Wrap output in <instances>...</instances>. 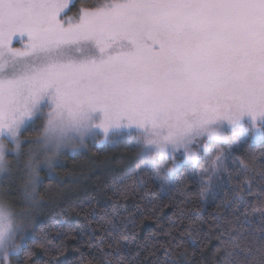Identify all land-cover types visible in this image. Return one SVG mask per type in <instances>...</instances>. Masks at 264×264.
Returning <instances> with one entry per match:
<instances>
[{
  "label": "snow or ice",
  "instance_id": "1",
  "mask_svg": "<svg viewBox=\"0 0 264 264\" xmlns=\"http://www.w3.org/2000/svg\"><path fill=\"white\" fill-rule=\"evenodd\" d=\"M69 2L0 0V145L5 140L19 145L25 122L44 116L47 108V127L77 128L82 145L102 134L105 144L126 137L139 159L149 152L171 155L172 167L166 178L157 176V187L161 199L174 200L173 193L179 192L185 197L182 203L188 202L185 190L174 187L181 166H191L195 174L201 154L216 151L197 196L219 200L217 208L225 212L213 215L211 222L201 220L198 227L193 221L186 239L171 222L181 242L191 245L194 258L213 235L218 241L213 255L237 229L252 226V239L264 240V177L257 179L232 149L220 147L238 144L249 127L254 138L264 140V0H96L65 20ZM17 37L27 39L23 48L13 47ZM229 130L230 137L225 135ZM253 161L264 164V153ZM153 167L154 159L144 160L131 173L139 176ZM125 179L127 174L116 178L113 187ZM0 181L14 187L11 177ZM137 187H144L142 179ZM147 203L155 206L150 197ZM98 209L107 210L93 207V218ZM118 209L126 211L113 204L114 214ZM177 211L186 218L183 208ZM136 212L121 232L104 229L94 245L105 246L104 264L113 259L122 264L125 258L146 264L141 254L149 246L132 230ZM257 217L259 225H254ZM4 220L0 210V243ZM205 223L210 231L200 238ZM87 235L95 236V230ZM84 236L81 230L77 245ZM161 249L170 258L171 249ZM20 254L17 246L0 256V264H10Z\"/></svg>",
  "mask_w": 264,
  "mask_h": 264
},
{
  "label": "trees",
  "instance_id": "2",
  "mask_svg": "<svg viewBox=\"0 0 264 264\" xmlns=\"http://www.w3.org/2000/svg\"><path fill=\"white\" fill-rule=\"evenodd\" d=\"M95 1L75 0L68 11L74 13L79 7H87ZM29 131L28 129L24 134ZM261 153H264V141H246L239 145L238 152L234 154L248 164L250 174H257V179H260L264 177V164L253 161V157L258 160ZM138 157L139 153L128 145L127 140L122 139L106 147H90L85 152L64 158L62 164L54 169V176L43 177L39 184L35 192L36 210L29 215L30 227L23 234L21 254L18 258L11 257L10 264H48L50 260L57 261L58 264H104L106 257L101 249H105V246L101 245L97 249L94 245L99 243L104 229L121 232L122 224L131 213L136 212L137 207L140 211L136 212L135 228L132 230L138 234L141 243L149 246L150 250L141 254L146 264H188L189 261L191 264H264V240L252 239L248 234V231H252V226H249L248 231L237 229L226 237L225 244L220 246L221 251L215 255L213 251L218 247V241L213 235L202 246L203 253L197 251L193 258V248L187 241L181 242L177 228L171 222L179 226L186 239L188 231L194 230L193 221H196L198 227L201 220L211 222L213 215L224 214L225 209L217 208L219 200L212 203L198 198L200 183L191 175L190 167L186 166L180 168L174 187L185 190L188 202H181L185 197L179 195V192L173 193L176 196L174 200L161 199L157 187L161 182L156 179L159 175L156 169H146L139 176L131 173L137 163L148 160L146 155L142 159ZM228 163L231 167V163ZM125 174L127 179L113 187V181ZM141 179L144 181L142 189L137 187ZM232 183L235 184L236 181ZM12 190L15 192L14 188ZM113 191L117 195H113ZM148 197L155 206L148 205ZM41 202H44L43 207ZM113 204L124 206L126 211L118 209V214H114ZM93 207L107 210L98 209L97 217L93 218ZM177 207L183 208L186 218L180 216ZM108 221L116 223V228L112 229ZM253 223L259 225V218H254ZM224 227L227 230V224ZM81 230L85 236L77 245ZM93 230L95 236L89 237L87 233ZM208 231L209 223H205L200 238L203 232ZM176 235L177 239L173 240L172 237ZM89 240L91 243H88ZM152 245L154 247L151 249ZM164 245L171 249L168 259L161 249ZM45 248L49 249L47 253ZM30 251L32 256H29ZM112 264H116L115 259ZM122 264L136 262L125 258Z\"/></svg>",
  "mask_w": 264,
  "mask_h": 264
},
{
  "label": "rangeland",
  "instance_id": "3",
  "mask_svg": "<svg viewBox=\"0 0 264 264\" xmlns=\"http://www.w3.org/2000/svg\"><path fill=\"white\" fill-rule=\"evenodd\" d=\"M74 1L70 0L68 7L65 9L67 13L64 17L65 20L73 18L78 10L85 8L79 7L74 13H70L68 10ZM17 40H19L18 37ZM26 43L27 39L25 38L14 43L13 47L23 48ZM61 54L63 53H54V55ZM47 111L48 109L46 108L44 116L40 117L37 115L25 122L19 145L6 140L0 145V152H3V159L0 160V178L11 177L14 181L13 188L15 190L14 192L12 188L9 189L6 183L0 181V210L5 214V220L3 221L5 234L2 243H0V256H5L17 246L21 247L24 238L23 234L27 233L30 227L29 215L32 211L36 210L37 201L35 192L43 177H53L54 169L56 166L62 164L66 157H73L87 151L90 147L102 148L118 140H127L126 137H117L114 141L105 144L103 143L104 136L101 134L87 140L82 145L80 130L77 128L59 124L53 128H48ZM28 129L31 136H29V133L24 134ZM253 132L254 130L249 127L246 132L241 133L238 137V144L235 142L224 143L220 147L225 152L232 149L235 153L236 151L238 152L239 145L243 142L264 141L254 138ZM225 135L230 137L232 133L229 130L226 131ZM204 139L206 141L207 137ZM25 141H30V143H26ZM212 143L215 142L213 141ZM73 149H75V152H73ZM9 153H14V155H9ZM216 155V151L210 152L207 157L201 154L195 174H193L191 166H186L190 167L189 171L191 175H194L199 183L201 179H208L204 173L206 169H209L210 163ZM146 156L148 160L154 159L155 161V167L150 169H156L159 176L166 178V169L172 167V156H161L158 152H149ZM49 171L51 172L49 173ZM208 195L211 198L212 193L209 192Z\"/></svg>",
  "mask_w": 264,
  "mask_h": 264
}]
</instances>
